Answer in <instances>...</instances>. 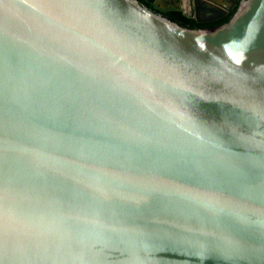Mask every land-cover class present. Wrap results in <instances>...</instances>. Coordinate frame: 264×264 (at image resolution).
Returning <instances> with one entry per match:
<instances>
[{
    "label": "water",
    "instance_id": "1",
    "mask_svg": "<svg viewBox=\"0 0 264 264\" xmlns=\"http://www.w3.org/2000/svg\"><path fill=\"white\" fill-rule=\"evenodd\" d=\"M142 1L0 0V264H264V0Z\"/></svg>",
    "mask_w": 264,
    "mask_h": 264
},
{
    "label": "trees",
    "instance_id": "2",
    "mask_svg": "<svg viewBox=\"0 0 264 264\" xmlns=\"http://www.w3.org/2000/svg\"><path fill=\"white\" fill-rule=\"evenodd\" d=\"M171 20L180 23L183 26L190 28L215 27L225 24L231 18V15L209 24H197L191 17L185 15L183 12H172L167 15Z\"/></svg>",
    "mask_w": 264,
    "mask_h": 264
},
{
    "label": "crops",
    "instance_id": "3",
    "mask_svg": "<svg viewBox=\"0 0 264 264\" xmlns=\"http://www.w3.org/2000/svg\"><path fill=\"white\" fill-rule=\"evenodd\" d=\"M181 4H182L184 12L187 15H190L191 13H193L194 10L190 6V0H181Z\"/></svg>",
    "mask_w": 264,
    "mask_h": 264
},
{
    "label": "flooded vegetation",
    "instance_id": "4",
    "mask_svg": "<svg viewBox=\"0 0 264 264\" xmlns=\"http://www.w3.org/2000/svg\"><path fill=\"white\" fill-rule=\"evenodd\" d=\"M142 1V0H141ZM142 2H144V1H142ZM146 5H147V7L149 8V9H151V10H154L153 9V6L152 5H150V4H147L146 2H144ZM190 6H191V0H190ZM156 13H159V12H157L156 10H154ZM234 11H235V9H234ZM233 11V12H234ZM169 13H167V14H164L166 17H168L167 15H168ZM230 15H232V14H230ZM169 18V17H168Z\"/></svg>",
    "mask_w": 264,
    "mask_h": 264
}]
</instances>
